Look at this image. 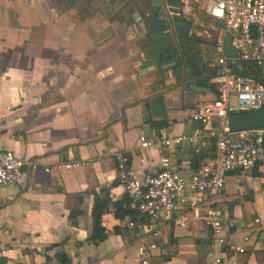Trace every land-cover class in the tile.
Returning <instances> with one entry per match:
<instances>
[{
	"label": "crops",
	"instance_id": "0c3cea01",
	"mask_svg": "<svg viewBox=\"0 0 264 264\" xmlns=\"http://www.w3.org/2000/svg\"><path fill=\"white\" fill-rule=\"evenodd\" d=\"M150 2L178 10L187 28L173 29L175 56L200 60L209 72L216 22L179 0H0V149L29 161L22 178L0 187V264H62L56 254L69 264H141L138 247L143 264H264V158L250 173L229 172L209 204L221 212L223 243L202 233L204 205L184 227L148 221V232L124 225L135 212L113 216L111 202L125 196L115 151L128 155L137 178L164 154L185 180L205 151L136 150L140 130L147 138L190 132L198 126L191 99L214 95L210 88L160 93L152 54H143L139 33L125 32L138 24L132 13L139 17ZM158 39L156 53H163ZM237 67L258 73L250 63ZM74 160L86 163L68 167ZM94 195L108 200L96 242L88 239Z\"/></svg>",
	"mask_w": 264,
	"mask_h": 264
},
{
	"label": "built area",
	"instance_id": "2783aa9c",
	"mask_svg": "<svg viewBox=\"0 0 264 264\" xmlns=\"http://www.w3.org/2000/svg\"><path fill=\"white\" fill-rule=\"evenodd\" d=\"M179 1L182 6H189L216 22L219 36L211 46L215 59L207 74L208 82L215 89L214 95L193 103L190 118L198 126L190 132L172 136L159 134L149 139L140 130L136 150L162 151L193 145L197 151H205L187 180L170 166L164 154L157 156L155 168H147L137 178L131 174L124 154L115 151L116 180L128 198V204L123 203L122 207L131 208L136 214L134 219H125L124 225L136 232H148V221H166L184 227L187 214L204 205L207 209L201 231L213 241L223 243L221 212L209 204L219 196L229 172L250 173L264 158V125L241 130H231L228 126L230 114L264 112V0ZM174 14L178 15V10ZM226 33L235 50L233 57H227L223 51ZM240 63H250L258 75L236 71ZM85 163L74 160L67 166L78 167ZM28 164L20 154L0 149V187L22 178ZM188 191L194 196L186 197ZM235 223L231 218L227 226ZM234 249L242 250L239 246ZM137 253L141 264L145 263L144 248L138 247ZM219 263V258H213L206 264Z\"/></svg>",
	"mask_w": 264,
	"mask_h": 264
},
{
	"label": "water",
	"instance_id": "95a60500",
	"mask_svg": "<svg viewBox=\"0 0 264 264\" xmlns=\"http://www.w3.org/2000/svg\"><path fill=\"white\" fill-rule=\"evenodd\" d=\"M152 1V0H150ZM150 10H145L139 17L137 13L133 12L132 17L138 21V24H126L125 32L128 35L136 36L140 34V41L142 43V52L144 55L152 54L154 64L152 66L157 75L156 83L160 85L163 91L167 89L180 88L192 95L197 94L196 90H208L209 88L215 90L211 84L205 85V78L201 77L200 60L193 63L189 58L179 55L175 56L174 35L172 37L174 27L187 28V24L178 22L176 20L177 9L172 13L167 7L162 4H154L150 2ZM155 35H159L157 41L163 48L161 52L156 53V46L153 41ZM229 33H226L223 38V51L227 57H233L235 50L229 43ZM179 51H181L179 49ZM229 63L230 60H227ZM146 67L140 69L141 73L146 72ZM200 100L199 98H192L191 104ZM192 106L190 110L192 111ZM164 108V107H163ZM145 118L143 117V120ZM264 125V112L251 111L230 114L228 116V126L231 130H241L246 128L262 127ZM151 137H149L150 139Z\"/></svg>",
	"mask_w": 264,
	"mask_h": 264
},
{
	"label": "trees",
	"instance_id": "16d2710c",
	"mask_svg": "<svg viewBox=\"0 0 264 264\" xmlns=\"http://www.w3.org/2000/svg\"><path fill=\"white\" fill-rule=\"evenodd\" d=\"M236 71L247 73L253 76L258 75V73L257 74L249 73L246 69L241 68V67L237 68ZM124 156H125L126 163L128 164L129 157L127 154H125ZM107 203H108V200L106 197L100 199L97 195H94L92 206L90 209L91 234L88 238L89 240L93 242L99 241L104 237V233L102 231L100 222H101V215L106 211ZM123 203L128 204V198L126 197V195L120 200L111 202V205L113 208L112 213L115 218H122L126 214H129V215L134 214L133 209L122 207ZM68 216L73 217L72 212H69ZM56 256L62 264H69L68 259L63 254H56Z\"/></svg>",
	"mask_w": 264,
	"mask_h": 264
},
{
	"label": "flooded vegetation",
	"instance_id": "af4514ba",
	"mask_svg": "<svg viewBox=\"0 0 264 264\" xmlns=\"http://www.w3.org/2000/svg\"><path fill=\"white\" fill-rule=\"evenodd\" d=\"M200 70H201V77L205 78V81L207 80V74H208V70L206 68H204V66L202 65V63L200 64Z\"/></svg>",
	"mask_w": 264,
	"mask_h": 264
},
{
	"label": "rangeland",
	"instance_id": "374dc122",
	"mask_svg": "<svg viewBox=\"0 0 264 264\" xmlns=\"http://www.w3.org/2000/svg\"><path fill=\"white\" fill-rule=\"evenodd\" d=\"M202 24H203L204 26H207V25H208V24H206V21H202ZM209 55H210V60L214 61L215 56H214V54H213V52H212V49H211Z\"/></svg>",
	"mask_w": 264,
	"mask_h": 264
}]
</instances>
